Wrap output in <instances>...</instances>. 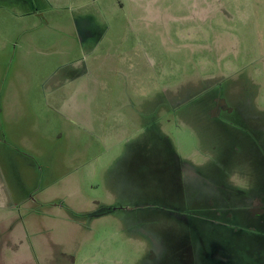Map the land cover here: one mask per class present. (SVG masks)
Instances as JSON below:
<instances>
[{
	"label": "rangeland",
	"instance_id": "rangeland-1",
	"mask_svg": "<svg viewBox=\"0 0 264 264\" xmlns=\"http://www.w3.org/2000/svg\"><path fill=\"white\" fill-rule=\"evenodd\" d=\"M0 264H264V0H0Z\"/></svg>",
	"mask_w": 264,
	"mask_h": 264
},
{
	"label": "crops",
	"instance_id": "crops-1",
	"mask_svg": "<svg viewBox=\"0 0 264 264\" xmlns=\"http://www.w3.org/2000/svg\"><path fill=\"white\" fill-rule=\"evenodd\" d=\"M96 29H98V28L97 27H94V29H92V30L95 31ZM78 30H79V33L78 34L80 35L79 38H78V40H79V42H82L83 43L85 31H83L82 29H79V28H78ZM90 78H92V75L90 76Z\"/></svg>",
	"mask_w": 264,
	"mask_h": 264
}]
</instances>
